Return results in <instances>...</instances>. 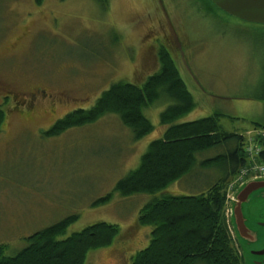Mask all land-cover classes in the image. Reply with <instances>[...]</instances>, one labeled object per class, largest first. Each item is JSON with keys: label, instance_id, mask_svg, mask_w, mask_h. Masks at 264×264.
Segmentation results:
<instances>
[{"label": "rangeland", "instance_id": "1", "mask_svg": "<svg viewBox=\"0 0 264 264\" xmlns=\"http://www.w3.org/2000/svg\"><path fill=\"white\" fill-rule=\"evenodd\" d=\"M161 49L197 104L183 120L219 113L221 131L246 138L264 124V24L203 0H0V244L7 255L32 233L77 215L63 238L96 222L120 230L85 264H130L150 238L151 228L136 221L144 204L162 194L200 193L222 176L197 163L162 194L114 191L162 135L166 100L144 109L154 129L136 141L112 113L59 135L42 133L70 111L90 108L114 83L142 85L159 70ZM7 90L20 93L18 101L4 99ZM226 150L203 151L198 162ZM108 193L110 201L93 204Z\"/></svg>", "mask_w": 264, "mask_h": 264}, {"label": "trees", "instance_id": "2", "mask_svg": "<svg viewBox=\"0 0 264 264\" xmlns=\"http://www.w3.org/2000/svg\"><path fill=\"white\" fill-rule=\"evenodd\" d=\"M203 1L213 6L209 0ZM35 2L40 4L42 0ZM158 56L159 70L142 85L114 83L90 108L70 111L42 133L59 135L112 113L131 130L136 141L154 129L144 109L166 100L167 106L159 114L162 135L149 143L138 166L116 182L114 191L121 197L162 194L190 174L197 163L220 170L222 176L200 193L162 194L144 204L136 221L151 228L150 238L130 264H244L227 218L226 184L247 164L245 136L221 131L219 113L183 120L196 108V101L170 53L161 49ZM256 124L264 128V124ZM215 147L227 150L198 162L197 154ZM258 158L264 160V152ZM111 198L112 193H108L93 204ZM76 219L77 215H69L32 233L26 237L27 245L11 256L6 254L7 245L0 244V264H85L90 251L110 246L119 235L117 224L96 222L63 238Z\"/></svg>", "mask_w": 264, "mask_h": 264}, {"label": "water", "instance_id": "3", "mask_svg": "<svg viewBox=\"0 0 264 264\" xmlns=\"http://www.w3.org/2000/svg\"><path fill=\"white\" fill-rule=\"evenodd\" d=\"M216 8L223 12L250 23L264 24V0H209ZM264 198V177L251 178L244 181L233 193L229 209L230 224L232 226L236 241L243 250L244 259L247 258V242L250 241V230L247 226L248 213L251 208H245L250 200L257 203V198ZM258 219V217L256 218ZM264 227V223L261 224ZM263 233V231H261ZM255 236V234H254ZM258 255H263L259 252Z\"/></svg>", "mask_w": 264, "mask_h": 264}, {"label": "flooded vegetation", "instance_id": "4", "mask_svg": "<svg viewBox=\"0 0 264 264\" xmlns=\"http://www.w3.org/2000/svg\"><path fill=\"white\" fill-rule=\"evenodd\" d=\"M40 94L41 90L35 91L32 95L36 97ZM20 95V93H10L7 90V93H4L2 97L6 100L18 101L17 99ZM27 115L29 116V114ZM256 201L257 203H252V201L249 200L247 204H245V208L252 207L251 212L249 211L248 213L247 219V226L250 230L251 240L247 242L248 246L245 251L247 254L246 259H244L242 247L240 246L238 241H236L237 238L234 237V240L239 248V252L243 258L244 264H264V227L261 226V224L264 223V198L258 197ZM257 217L258 219H256ZM261 231H263V233H261ZM260 251L263 252V255H258Z\"/></svg>", "mask_w": 264, "mask_h": 264}, {"label": "built area", "instance_id": "5", "mask_svg": "<svg viewBox=\"0 0 264 264\" xmlns=\"http://www.w3.org/2000/svg\"><path fill=\"white\" fill-rule=\"evenodd\" d=\"M243 149L248 162L238 171L234 182L241 183L248 177H264V160L258 158L259 154L264 152V129L252 131Z\"/></svg>", "mask_w": 264, "mask_h": 264}, {"label": "crops", "instance_id": "6", "mask_svg": "<svg viewBox=\"0 0 264 264\" xmlns=\"http://www.w3.org/2000/svg\"><path fill=\"white\" fill-rule=\"evenodd\" d=\"M256 129H258V127H255ZM164 130H162V132H163ZM252 131H253V129L251 130V133H250V135L252 134ZM246 137H245V142H246Z\"/></svg>", "mask_w": 264, "mask_h": 264}]
</instances>
